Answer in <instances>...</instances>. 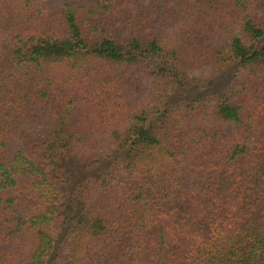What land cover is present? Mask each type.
<instances>
[{
  "label": "trees",
  "instance_id": "obj_1",
  "mask_svg": "<svg viewBox=\"0 0 264 264\" xmlns=\"http://www.w3.org/2000/svg\"><path fill=\"white\" fill-rule=\"evenodd\" d=\"M0 264H264V0H0Z\"/></svg>",
  "mask_w": 264,
  "mask_h": 264
}]
</instances>
